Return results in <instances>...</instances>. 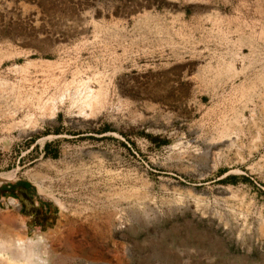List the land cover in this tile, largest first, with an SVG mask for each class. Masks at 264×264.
<instances>
[{"label":"rangeland","instance_id":"374dc122","mask_svg":"<svg viewBox=\"0 0 264 264\" xmlns=\"http://www.w3.org/2000/svg\"><path fill=\"white\" fill-rule=\"evenodd\" d=\"M20 180L0 264H264V0H0Z\"/></svg>","mask_w":264,"mask_h":264},{"label":"crops","instance_id":"0c3cea01","mask_svg":"<svg viewBox=\"0 0 264 264\" xmlns=\"http://www.w3.org/2000/svg\"><path fill=\"white\" fill-rule=\"evenodd\" d=\"M16 192H18L19 194H23L28 199V201L32 203L30 204L32 208L38 207L37 206L38 202L36 201V198L32 193V189L30 188L28 182L24 180H20L14 184L6 185L5 189L0 190V199H2L3 197L9 198L10 201L17 202L18 206L19 205L23 206L24 201L21 199V197L18 194H16ZM39 205L40 206L38 209L40 211L41 209L45 210L44 204L40 203Z\"/></svg>","mask_w":264,"mask_h":264},{"label":"bare ground","instance_id":"6f19581e","mask_svg":"<svg viewBox=\"0 0 264 264\" xmlns=\"http://www.w3.org/2000/svg\"><path fill=\"white\" fill-rule=\"evenodd\" d=\"M40 236V237H39ZM41 236H42V234H40V233H38L37 235H36V237H37V239H40V240H42L41 239ZM52 236V235H51ZM19 241V240H18ZM39 241V240H38ZM20 242V241H19ZM18 243V242H17ZM19 245V244H18ZM21 250V249H20ZM22 250H23V248H22ZM26 251V250H25ZM29 251H30V249H29ZM32 252V251H31ZM22 254V253H21ZM32 254H33V252H32ZM14 255V254H13ZM24 255H25V253H24ZM28 256L30 255V254H27ZM16 255H14V257H15ZM28 256H27V260H28ZM23 257V256H22ZM30 257V256H29ZM32 257H33V255H32ZM20 258H21V256H20ZM24 259V258H23ZM26 259V258H25ZM37 259V258H36ZM40 260V259H39ZM38 261V260H37Z\"/></svg>","mask_w":264,"mask_h":264},{"label":"built area","instance_id":"2783aa9c","mask_svg":"<svg viewBox=\"0 0 264 264\" xmlns=\"http://www.w3.org/2000/svg\"><path fill=\"white\" fill-rule=\"evenodd\" d=\"M10 203V202H8ZM11 208H17L18 207V203L17 202H11L10 204H8Z\"/></svg>","mask_w":264,"mask_h":264},{"label":"trees","instance_id":"16d2710c","mask_svg":"<svg viewBox=\"0 0 264 264\" xmlns=\"http://www.w3.org/2000/svg\"><path fill=\"white\" fill-rule=\"evenodd\" d=\"M44 147H47V144H45ZM230 177H233V176H230Z\"/></svg>","mask_w":264,"mask_h":264}]
</instances>
